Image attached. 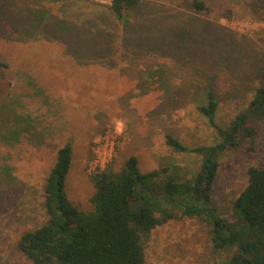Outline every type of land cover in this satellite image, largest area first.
Returning <instances> with one entry per match:
<instances>
[{
    "label": "rangeland",
    "instance_id": "rangeland-1",
    "mask_svg": "<svg viewBox=\"0 0 264 264\" xmlns=\"http://www.w3.org/2000/svg\"><path fill=\"white\" fill-rule=\"evenodd\" d=\"M204 1L209 9L198 13L193 0H141L119 19L111 0H0L8 65L0 66V264H34L18 242L48 219L45 185L66 143V191L83 210L93 208L91 176L108 165L120 170L136 156L142 172H164L157 196L173 217L143 236L144 264L230 257L212 241L213 220L184 214L182 197L164 198L163 184L168 175L195 178L204 161L195 149L236 127L211 191L197 192L231 218L248 168L264 165V117L248 120L253 138L236 124L250 106L246 89L264 77V0ZM209 87L220 101L214 120L199 110ZM169 134L186 149L170 145Z\"/></svg>",
    "mask_w": 264,
    "mask_h": 264
},
{
    "label": "trees",
    "instance_id": "trees-1",
    "mask_svg": "<svg viewBox=\"0 0 264 264\" xmlns=\"http://www.w3.org/2000/svg\"><path fill=\"white\" fill-rule=\"evenodd\" d=\"M140 3L141 0H112L109 8L117 18L124 19ZM193 7L198 13L209 9L204 0H193ZM0 66L8 65L0 61ZM249 85L243 98H250V106L237 116L236 124L244 136L253 138L257 131L248 120L264 117V77H256ZM240 92L237 89L235 94ZM219 102L218 94L209 87L199 110L214 120ZM235 129L222 132L225 140L218 145L195 149L204 154L202 169L195 178L181 182L175 176H166L164 198L167 194L171 200L180 196L185 204L184 214L207 215L213 220L214 245L232 250L230 257L219 264H264V165L248 168L247 185L234 200L231 218L217 215L207 206L204 196L202 201L197 200L199 189L209 194L214 185L221 151L228 143L237 144ZM167 141L176 149H186L171 134ZM72 162L73 147L66 143L58 149L45 185L48 219L23 232L19 249L34 264H144L143 236L173 217L164 206L165 201L157 196V180L164 172H142L136 156H130L120 170L108 165L91 176L95 185L93 208L83 210L69 199L66 191Z\"/></svg>",
    "mask_w": 264,
    "mask_h": 264
},
{
    "label": "water",
    "instance_id": "water-1",
    "mask_svg": "<svg viewBox=\"0 0 264 264\" xmlns=\"http://www.w3.org/2000/svg\"><path fill=\"white\" fill-rule=\"evenodd\" d=\"M141 184H142V186H144L143 183H141ZM167 196L170 197V194H168ZM197 198H199V194L197 195ZM204 198H205L206 201L209 200V196L207 194L204 195Z\"/></svg>",
    "mask_w": 264,
    "mask_h": 264
},
{
    "label": "flooded vegetation",
    "instance_id": "flooded-vegetation-1",
    "mask_svg": "<svg viewBox=\"0 0 264 264\" xmlns=\"http://www.w3.org/2000/svg\"><path fill=\"white\" fill-rule=\"evenodd\" d=\"M201 191H204V190H201Z\"/></svg>",
    "mask_w": 264,
    "mask_h": 264
},
{
    "label": "built area",
    "instance_id": "built-area-1",
    "mask_svg": "<svg viewBox=\"0 0 264 264\" xmlns=\"http://www.w3.org/2000/svg\"><path fill=\"white\" fill-rule=\"evenodd\" d=\"M112 1V0H111Z\"/></svg>",
    "mask_w": 264,
    "mask_h": 264
}]
</instances>
